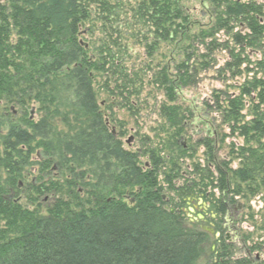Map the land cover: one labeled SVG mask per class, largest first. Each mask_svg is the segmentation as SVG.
Instances as JSON below:
<instances>
[{"label":"trees","instance_id":"16d2710c","mask_svg":"<svg viewBox=\"0 0 264 264\" xmlns=\"http://www.w3.org/2000/svg\"><path fill=\"white\" fill-rule=\"evenodd\" d=\"M208 1L215 15L209 33L200 31L201 40L218 31L232 32L239 23L245 31L232 33L231 41L239 52L254 48L264 31L261 5ZM91 4L102 12L107 6L105 0L0 2V216L5 220L0 230V264H195L210 235L181 211L185 199L193 195L192 188L184 186L177 192L179 201L167 209L170 199H165L157 181L161 159L153 154L150 168L140 165L138 155L122 147L98 109L92 81L104 62L88 58L80 41ZM138 5V15L153 28L157 41L185 35L187 17L177 0H140ZM107 55L113 54L108 50ZM191 59L186 55L173 74L161 68L158 81L169 102L181 87L195 83L196 69L188 65ZM241 63L239 59L233 65L238 68ZM226 67L232 71L231 63ZM244 98L253 112L246 122L241 121ZM262 103L264 80L255 77L241 85L238 95H215L222 122L245 142L264 137ZM35 105L37 120L26 113ZM10 106L24 111L13 118ZM160 113L170 127L177 126L176 106L162 104ZM31 155L38 158L41 172L53 164L56 171L68 173L61 183L40 178L38 186H31L39 197L54 196L43 212L23 207L11 195ZM255 155L254 148L241 147L237 155L241 167L229 169L232 178L247 189L255 172L264 171V155ZM216 170V187L224 193L228 190L225 175L217 165ZM238 188L229 193L239 195ZM213 203L217 212L225 213L222 201ZM227 249L219 247L221 254ZM233 263L251 264L247 258Z\"/></svg>","mask_w":264,"mask_h":264},{"label":"rangeland","instance_id":"374dc122","mask_svg":"<svg viewBox=\"0 0 264 264\" xmlns=\"http://www.w3.org/2000/svg\"><path fill=\"white\" fill-rule=\"evenodd\" d=\"M139 1L105 0L108 10L103 8L104 12L97 5H90V17L84 21L80 41L88 58L100 59L101 64L104 62V68L94 72L92 81L98 109L122 147L138 155L140 165L150 168V156L153 154L161 159L157 181L163 187L165 199H170L167 209H172L179 201L177 192L184 186L192 188L190 205L185 203L181 211L189 222L205 227L210 235L202 256L195 264H215V259L219 263L227 261V264H234L235 260L243 258L251 264H264V171L255 172L247 189L245 184H239L232 178L229 170L241 167V159L237 158L241 147L254 148L255 156L264 155V137L256 142H245L237 133L232 135L222 122L221 111L216 110L215 104V95L220 92L232 97L238 95L241 85L253 77L264 80V31L255 47L244 48V52H239V46L230 39L232 33L245 31L239 23L235 24L232 32L218 31L211 37L204 35L201 40L200 31L208 34L207 28L214 20L213 6L208 0H177L187 17L185 35L171 41H157L153 28L137 13ZM238 1H253L264 10V0ZM211 40L214 42L209 46ZM149 45L154 47H147ZM108 50L113 54L111 57L107 55ZM186 55L192 56L188 65L196 69L195 83L181 87L175 100L169 102L158 81L160 70L164 67L166 72L173 74L174 67L183 62ZM239 59L242 63L235 68L233 64ZM226 63H231L232 71L228 70ZM244 100L242 122L253 118L251 102L248 98ZM162 104L177 107V126L174 128L161 116ZM9 108L13 118H18L24 111L18 106ZM26 113L33 120L39 118L37 105L27 108ZM37 161L38 158L31 155L11 195L23 207L43 212L54 196L39 197L31 186H38L40 178L61 183L67 179L68 173L56 171L53 164L41 172ZM252 161L254 159L250 163ZM215 164L225 175L228 185L225 195L216 187L219 176ZM47 172L50 175L45 176ZM172 175L175 177L166 183L164 178ZM237 186L239 195L230 194L229 191L236 190ZM79 191L81 194L82 190ZM216 199L228 206V213L226 211L225 215L217 217L218 221L223 217L229 220L225 221L229 229L225 227L222 234L228 232L236 242L230 247L231 254L228 252L230 248L222 254L216 249L218 238L213 237L210 231L209 219L216 212L213 203ZM189 207L193 212L188 211ZM198 214L205 222L199 220ZM4 223L0 216V230L4 229Z\"/></svg>","mask_w":264,"mask_h":264},{"label":"flooded vegetation","instance_id":"af4514ba","mask_svg":"<svg viewBox=\"0 0 264 264\" xmlns=\"http://www.w3.org/2000/svg\"><path fill=\"white\" fill-rule=\"evenodd\" d=\"M190 202H191V197H187L186 198V204L187 205H190ZM224 207H225V212L227 211V213H228V206H227V204H225L224 203ZM218 208H219V206H218ZM226 213H224V214H220L219 212H217L216 211V213H214V214H212V217L209 219V224H210V226L212 227V229H211V234L213 235V237H215V238H217L218 236H219V233L221 232V228L219 227V225H221V226H223V227H226V229H229L228 228V222H225V221H229L226 217H223L222 219H221V221L219 220L218 221V217L217 216H223V215H225ZM203 222H205V221H203ZM223 233V232H222ZM236 236H237V234H236ZM223 237H224V239L227 241L228 240V242H230V243H233V241H235L233 238L231 239L230 237H229V233L227 232V233H225V234H223ZM234 237V236H233ZM235 238V237H234ZM217 243H218V241H217ZM216 249L218 250L219 249V247H216ZM219 260V259H218ZM215 261H217L216 259H215ZM219 261H221V260H219Z\"/></svg>","mask_w":264,"mask_h":264},{"label":"bare ground","instance_id":"6f19581e","mask_svg":"<svg viewBox=\"0 0 264 264\" xmlns=\"http://www.w3.org/2000/svg\"><path fill=\"white\" fill-rule=\"evenodd\" d=\"M216 213V212H215ZM203 218V217H202ZM199 220H201V221H203L202 219H199ZM219 227L221 228V232L219 233V236L217 237L218 238V243L216 244V246L217 247H223V248H225V247H227V248H230V247H232L236 242L235 241H233V243H230V242H228V240L226 241L225 239H224V237H223V234H222V232H224L223 230L225 229V227H223V226H221V225H219ZM202 230L204 229L205 230V227H200ZM210 230V229H209ZM211 231V230H210ZM230 237V236H229ZM232 239V238H231ZM231 249L232 248H230V250H228V251H230V254H231Z\"/></svg>","mask_w":264,"mask_h":264},{"label":"water","instance_id":"95a60500","mask_svg":"<svg viewBox=\"0 0 264 264\" xmlns=\"http://www.w3.org/2000/svg\"><path fill=\"white\" fill-rule=\"evenodd\" d=\"M198 202L201 203V200L199 199ZM170 211H172V210H170ZM188 211H189V212H193V209L189 207V208H188ZM197 217H198L199 219H202V215H199V214H198Z\"/></svg>","mask_w":264,"mask_h":264}]
</instances>
